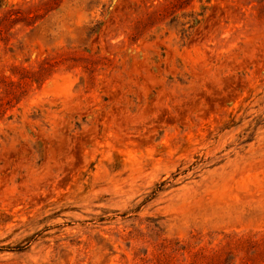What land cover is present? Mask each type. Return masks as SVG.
Listing matches in <instances>:
<instances>
[{"label":"rangeland","instance_id":"374dc122","mask_svg":"<svg viewBox=\"0 0 264 264\" xmlns=\"http://www.w3.org/2000/svg\"><path fill=\"white\" fill-rule=\"evenodd\" d=\"M0 264H264V0H0Z\"/></svg>","mask_w":264,"mask_h":264}]
</instances>
